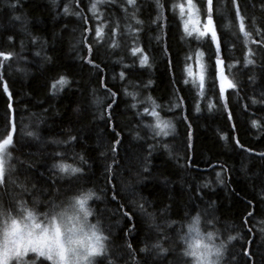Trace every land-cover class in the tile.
I'll use <instances>...</instances> for the list:
<instances>
[{"label": "trees", "instance_id": "obj_1", "mask_svg": "<svg viewBox=\"0 0 264 264\" xmlns=\"http://www.w3.org/2000/svg\"><path fill=\"white\" fill-rule=\"evenodd\" d=\"M183 2L105 0L93 12V0H0V53L10 54L0 57V138L13 133L0 201L12 207L20 194L30 206L34 197L62 204L91 189L90 222L108 237L109 255L96 264H185L177 234L193 214L211 219L221 239L236 237L221 264H264V0H213L221 67L235 85L223 99L217 47L210 33L185 32L173 8ZM193 3L205 23L206 0ZM197 51L203 88L186 71ZM152 111L171 124L169 135L146 127ZM58 160L81 172L60 174Z\"/></svg>", "mask_w": 264, "mask_h": 264}, {"label": "snow or ice", "instance_id": "obj_2", "mask_svg": "<svg viewBox=\"0 0 264 264\" xmlns=\"http://www.w3.org/2000/svg\"><path fill=\"white\" fill-rule=\"evenodd\" d=\"M105 0H93L92 5L90 6V11L95 12L97 4L104 3ZM127 4L129 6H135V0H127ZM157 8L161 9L162 5L160 4V0H156ZM213 0H206L207 12L206 22L204 23L203 30L200 29L199 24L201 22L200 16L201 11L197 9L193 0H184L183 3L174 4L173 8H178L181 20L184 25L185 32L188 35H192L193 32L196 33L197 37H205L206 34H211V41L213 45H216V59H215V71L216 77L220 81V95L221 99L224 97L225 89H232L235 85L228 80V78L223 74V69L221 67L222 60L220 58V45L218 43L217 31L213 26ZM233 6L236 5V0H232ZM67 12V8L65 9ZM185 14L187 15V19H184ZM19 19V17H16ZM135 20V16H133ZM236 19L239 24V30L244 35L245 40L249 38V33L247 32L245 25L242 23L243 17L240 15L239 9L236 12ZM137 24L141 23L139 20H135ZM155 22V21H153ZM228 25H224L227 27ZM130 27V26H129ZM191 28V31H189ZM115 32V29H113ZM257 34L261 35V38L264 39V33H260L257 30ZM96 36H101V31L98 28L96 31ZM254 43L256 41H253ZM115 43V40L113 41ZM133 54L140 52L139 48L132 49ZM10 54L0 53V57L3 60H6ZM203 53L197 51L196 53V69L197 71L193 73L190 68H186V71L189 76H194L195 80H199L201 88L204 87V66L200 61V57ZM147 58L141 56L140 63L143 65L146 63ZM2 63V61H0ZM244 63L251 64L252 60L247 58V54L245 55ZM230 67V66H229ZM124 78V74L121 73V79ZM58 85H64L67 83L64 77H61L59 81L56 82ZM5 93H7V88L4 89ZM113 97H115V93H111ZM125 95H132L135 100L134 93H125ZM151 100V98H148ZM256 103V101H253ZM11 108V105H9ZM109 108L112 105H108ZM135 107V104L132 105ZM153 107H158L153 102ZM145 114H149L148 109H144ZM139 115V113H138ZM150 115L155 119V123L153 125H146V127L155 129L156 136H167L169 132L166 129L171 128V124L169 122L163 121L159 118L158 113L152 111ZM231 118V117H230ZM252 126L256 127V121H252ZM28 136H33L34 133L28 132ZM119 135V133H117ZM223 139V137H221ZM72 137H69L71 140ZM119 141H115L112 146V150L116 151V145ZM13 144V133L9 131L6 136L0 138V187L5 186L4 176L7 171L8 161L11 159V153L8 150L10 146ZM56 156H60V153H56ZM261 155H264L262 153ZM81 159H83L81 157ZM54 168L59 169L60 174L66 175H74L81 172L79 167H73L70 164L64 163L63 160H58L56 164L53 166ZM109 172L111 171V167L109 166L107 169ZM220 174L217 173V176ZM14 183V182H13ZM17 188L21 189V192H28L29 189L23 184H17ZM89 195L95 196V193H92L91 190L88 195L84 194L83 191L80 192L79 196L70 197L69 202L66 203H57L54 200L41 201L38 198H33L32 205L30 206L22 197V195L17 194L11 197L12 207H5L3 201H0V221H2L5 213L9 218L13 217V215L20 218V222L18 223L17 219L11 220V231H10V239L12 241L11 246L5 251L3 246H0V264H72V256L76 255L73 249H69L66 247V241L70 240L75 236L77 230L83 229V223H89L90 228L95 229L99 225V220L96 223H91L88 220L89 216L93 215V211L90 212L85 208V202L88 200ZM97 200L100 197H95ZM115 196L113 199L115 200ZM37 205H43V210L41 211ZM76 209L77 211L74 213H70L68 209ZM84 213V221L81 222L80 213ZM126 216L127 213H124ZM198 219L201 216L198 214ZM170 223H175L170 222ZM206 223L212 224L213 221L211 219L207 220ZM66 225H70V227H66ZM95 234V233H93ZM127 235V233H126ZM239 236V233L237 234ZM164 238V237H162ZM231 235L228 236L229 241L235 239ZM99 239V237H98ZM108 237L104 236V240H107ZM131 248V245L128 246ZM155 249H158L159 253H164L167 251L164 247H162L159 242L153 244L152 246ZM144 251V249H141ZM247 251H245V255H247ZM108 248L106 245L103 246V250H93L90 252V256L92 257L94 264H96L97 257H108ZM183 257L187 258L186 255L182 253ZM235 259V257H233ZM108 264H114L113 259L108 260ZM188 264V261L185 262Z\"/></svg>", "mask_w": 264, "mask_h": 264}, {"label": "clouds", "instance_id": "obj_3", "mask_svg": "<svg viewBox=\"0 0 264 264\" xmlns=\"http://www.w3.org/2000/svg\"><path fill=\"white\" fill-rule=\"evenodd\" d=\"M55 164L56 162L51 167L54 168ZM67 164L77 167L71 163ZM54 169L59 171L58 168ZM90 190L86 189L83 193L88 195ZM91 192L94 193L92 190ZM79 195L80 193L72 197ZM93 197V195H89L88 200L85 202V208L90 212H92V209L89 207V201ZM68 211L74 213L77 210L70 208ZM90 217H88V220ZM197 217L198 214L191 215L177 234L182 253L188 258V264H221L226 244L229 242L228 237L221 239L220 234L212 224H208L202 218L198 219ZM12 219H17L18 223L20 222L19 217L13 215V217L9 218L6 213L2 221H0V246H3L5 251H7L12 243L9 236ZM80 219L83 223L84 213L82 212L80 213ZM66 227H70V225H66ZM104 245V235L100 227L97 226L95 229H92L89 223H83V229L77 230L75 236L66 241V247L73 249L76 253V255L72 256V264H94L90 252L94 249L103 250Z\"/></svg>", "mask_w": 264, "mask_h": 264}, {"label": "rangeland", "instance_id": "obj_4", "mask_svg": "<svg viewBox=\"0 0 264 264\" xmlns=\"http://www.w3.org/2000/svg\"><path fill=\"white\" fill-rule=\"evenodd\" d=\"M184 19L185 20L187 19V15L186 14H185V18ZM201 25H202V28H201ZM203 26H204V23H202V21H201L200 24H199V27H200L201 30H203ZM189 31H191V28H189ZM190 70L193 73H195L197 71V69H196V62L193 63V65L190 67ZM89 221H90V218H89ZM97 258H96V260H97Z\"/></svg>", "mask_w": 264, "mask_h": 264}]
</instances>
